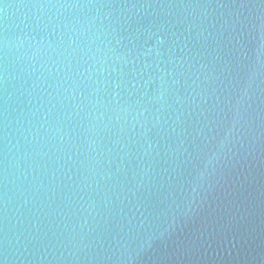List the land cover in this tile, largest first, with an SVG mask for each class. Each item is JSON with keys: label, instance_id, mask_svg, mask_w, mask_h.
<instances>
[{"label": "water", "instance_id": "95a60500", "mask_svg": "<svg viewBox=\"0 0 264 264\" xmlns=\"http://www.w3.org/2000/svg\"><path fill=\"white\" fill-rule=\"evenodd\" d=\"M0 264H264V0H0Z\"/></svg>", "mask_w": 264, "mask_h": 264}]
</instances>
